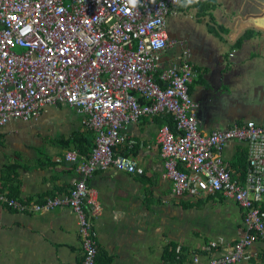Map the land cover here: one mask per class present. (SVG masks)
Returning a JSON list of instances; mask_svg holds the SVG:
<instances>
[{"label": "crops", "instance_id": "1", "mask_svg": "<svg viewBox=\"0 0 264 264\" xmlns=\"http://www.w3.org/2000/svg\"><path fill=\"white\" fill-rule=\"evenodd\" d=\"M173 13L167 30L176 43L163 51L162 67L181 64L187 50L198 71L190 93L200 132L247 121L264 125V0H180ZM167 117L144 116L127 126L133 145L120 151L136 162L133 173L97 169L88 179L101 205L93 221L96 264H186L195 253L207 261L231 251L244 231V212L234 200L172 192L157 143ZM82 118L58 103L36 119L2 127L0 192L14 190V197L34 203L67 193L79 173L65 153L87 156L95 143ZM222 156L233 177L245 180L248 145L230 140ZM260 206L264 214V196ZM77 223L68 207L27 213L0 205V264H83ZM238 264H264V242L250 246Z\"/></svg>", "mask_w": 264, "mask_h": 264}, {"label": "built area", "instance_id": "2", "mask_svg": "<svg viewBox=\"0 0 264 264\" xmlns=\"http://www.w3.org/2000/svg\"><path fill=\"white\" fill-rule=\"evenodd\" d=\"M179 2L0 0V129L11 120L38 118L46 105L65 103L95 133L87 156L77 150L65 153L79 173L67 193L34 203L1 191L0 205L27 213L71 208L83 264H96L99 250L93 221L101 205L88 179L97 169L135 171L136 162L120 149L132 147L127 126L144 116L167 114L176 123V133L168 124L157 132L175 195L221 193L244 212V231L231 251L207 261L195 253L186 264H238L250 246L264 242V125L247 121L207 135L200 132L198 105L188 92L197 71L186 58L187 50L181 64L161 66L163 51L176 43L169 39L166 19ZM231 139L248 145L242 181L233 177L222 156Z\"/></svg>", "mask_w": 264, "mask_h": 264}, {"label": "bare ground", "instance_id": "3", "mask_svg": "<svg viewBox=\"0 0 264 264\" xmlns=\"http://www.w3.org/2000/svg\"><path fill=\"white\" fill-rule=\"evenodd\" d=\"M171 14H174V13H171ZM171 14H169V15H171ZM169 15L167 16L166 21L168 20ZM161 66H162V56H161ZM169 66H170V65H169ZM169 66H167V67H165V68L162 67V69H166V68H168ZM194 68H195V67H194ZM195 69H196V68H195ZM196 71H197V69H196ZM160 72H161V71L158 70L156 73H154V78H155L156 81H159V75H160ZM197 76H198V71H197ZM197 76H196V77H197ZM196 77H195V79H196ZM195 79H194V80H195ZM194 80H193V81H194ZM192 83H193V82H192ZM192 83H191V84H192ZM191 84H190V85H191ZM188 92H189L191 98L193 99V97H192V95H191V93H190V86H189V91H188ZM193 101H194V99H193ZM194 102H195V101H194ZM196 104H197V103H196ZM173 121H174V120H173ZM174 123H175V122H174ZM175 125H176V123H175ZM170 128H171V127H170ZM171 130H172V129H171ZM199 130H200V129H199ZM172 131H173V130H172ZM173 132H174V131H173ZM176 132H177V129H176ZM176 132H174V133H176ZM231 140H237V139H231ZM229 141H230V140H229ZM239 141H240V140H239ZM227 142H228V141H227ZM243 142H245V141H243ZM245 143H246V142H245ZM246 144H247V143H246Z\"/></svg>", "mask_w": 264, "mask_h": 264}, {"label": "trees", "instance_id": "4", "mask_svg": "<svg viewBox=\"0 0 264 264\" xmlns=\"http://www.w3.org/2000/svg\"><path fill=\"white\" fill-rule=\"evenodd\" d=\"M165 123H166V124H169V126L171 127V129H172L174 132H176V125H175V123H174V121H173V119H172L171 116L166 118ZM12 195H13V196H17L16 191L13 190V191H12Z\"/></svg>", "mask_w": 264, "mask_h": 264}, {"label": "clouds", "instance_id": "5", "mask_svg": "<svg viewBox=\"0 0 264 264\" xmlns=\"http://www.w3.org/2000/svg\"><path fill=\"white\" fill-rule=\"evenodd\" d=\"M189 2H191V0H189Z\"/></svg>", "mask_w": 264, "mask_h": 264}]
</instances>
